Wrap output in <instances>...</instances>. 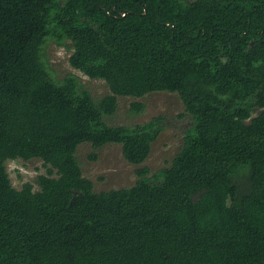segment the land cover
Segmentation results:
<instances>
[{
	"label": "trees",
	"instance_id": "1",
	"mask_svg": "<svg viewBox=\"0 0 264 264\" xmlns=\"http://www.w3.org/2000/svg\"><path fill=\"white\" fill-rule=\"evenodd\" d=\"M49 41L111 94L57 81ZM154 92L192 123L151 175L164 118L106 119ZM82 144L121 145L134 186L96 192ZM17 159L49 167L38 190L13 187ZM0 264H264V0H0Z\"/></svg>",
	"mask_w": 264,
	"mask_h": 264
},
{
	"label": "rangeland",
	"instance_id": "2",
	"mask_svg": "<svg viewBox=\"0 0 264 264\" xmlns=\"http://www.w3.org/2000/svg\"><path fill=\"white\" fill-rule=\"evenodd\" d=\"M67 46L70 48L59 46L53 41L46 45L45 56L52 76L59 82L70 75L77 77L82 88L88 90L96 99L110 95L111 91L105 81L91 79L71 66V42H67ZM134 103L142 104L143 112H132ZM258 113L259 111L254 116ZM184 115L185 108L177 94L154 92L142 98L118 97L117 112L108 117L106 122L112 126L134 127L159 116L164 118L166 128L153 143L151 153L142 165L149 168L152 175L170 167L181 150L185 132L192 123L191 118ZM93 154L97 156L96 160L91 159ZM77 158L84 177L93 182L96 192L130 188L137 181L135 172L139 166H134L124 159L119 144H109L98 150H94L90 144H82L78 148ZM6 167L13 187L18 190L27 183L35 185V190H38V177L48 175L49 170L41 159L11 160L7 161Z\"/></svg>",
	"mask_w": 264,
	"mask_h": 264
}]
</instances>
